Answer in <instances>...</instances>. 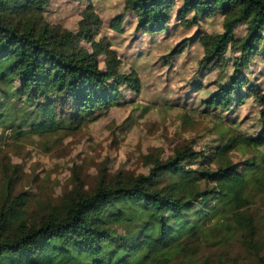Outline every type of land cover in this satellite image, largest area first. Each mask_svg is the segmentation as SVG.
I'll return each mask as SVG.
<instances>
[{"label":"trees","instance_id":"1","mask_svg":"<svg viewBox=\"0 0 264 264\" xmlns=\"http://www.w3.org/2000/svg\"><path fill=\"white\" fill-rule=\"evenodd\" d=\"M50 1L0 0V141L5 132L20 140L74 131L133 102L142 71L115 43L174 32L184 34L148 70L156 63L169 70L185 53L192 65L179 85L184 104L196 100L201 113L229 125L201 150L185 144L153 158L146 173L100 179L90 191L76 185L33 212L8 178L0 264H169L191 257L212 230L250 233L246 208L264 189V89L250 76L264 57V0H121L105 18L97 0H80L75 28L48 19ZM243 106L255 119L245 124L247 114L241 125L229 114ZM234 151L252 155L235 163Z\"/></svg>","mask_w":264,"mask_h":264},{"label":"rangeland","instance_id":"2","mask_svg":"<svg viewBox=\"0 0 264 264\" xmlns=\"http://www.w3.org/2000/svg\"><path fill=\"white\" fill-rule=\"evenodd\" d=\"M120 1L97 0L96 8L105 18L111 8H121ZM50 2L46 12L48 19L51 17L67 28L77 26L85 1ZM217 24H207L206 28H217ZM102 33H105L104 29ZM183 34L174 32L168 37H148L135 44L132 42L130 47L125 41L115 43L120 55L126 56L128 63L136 59V66L142 71V95L133 102L113 107L74 131L31 135L20 140L9 137L8 132L3 133L0 200L10 178L14 193H22L27 198L28 211L33 212L58 202L76 185L90 191L100 179L111 181L118 174L125 177L146 173L153 158L160 154L170 156L185 144L201 150L218 132L227 129L229 124H223L214 114L201 113L196 100L187 99L188 103L184 104V90L179 85L188 79L189 70L186 69L192 65L185 53L177 57L169 70L158 63L153 65L157 66L154 72L148 70ZM139 49L142 53L135 58ZM129 53L132 55L128 56ZM251 68V78H256L255 82L264 89V57L257 59ZM166 100L172 101L170 103L178 101L180 105ZM254 111L243 106L229 115L240 119L242 125L245 115L249 114L251 118L245 122L249 124L255 119ZM251 155L250 151H234L231 158L233 162L241 163ZM254 191L246 208L254 225L250 233L244 236L239 232L222 233L226 236L223 237L219 230H212L209 239L202 238L195 243L191 257H177L169 264H256L258 256L264 255V189Z\"/></svg>","mask_w":264,"mask_h":264}]
</instances>
